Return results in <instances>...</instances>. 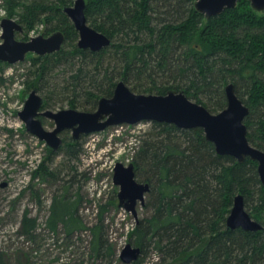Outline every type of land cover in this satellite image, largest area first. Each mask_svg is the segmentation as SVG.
I'll use <instances>...</instances> for the list:
<instances>
[{"label":"trees","instance_id":"16d2710c","mask_svg":"<svg viewBox=\"0 0 264 264\" xmlns=\"http://www.w3.org/2000/svg\"><path fill=\"white\" fill-rule=\"evenodd\" d=\"M73 1L5 0L25 31L44 21L46 33L64 34L59 51L30 57L26 85L42 93L45 108L66 102L93 111L123 80L136 93L182 90L216 113L226 106L224 87L232 83L248 107V142L264 150V10L239 0L206 19L194 0H85L88 24L111 40L92 52L77 47L78 33L63 12ZM63 146L65 156L77 160L80 141L63 139L58 150ZM58 150H49L50 157L38 164L52 178L65 170L46 224L53 230L62 224L72 233L84 227L77 216L79 197L70 192L77 166L67 161L52 168ZM131 162L135 178L149 184L145 213L129 233L140 254L155 252L159 264H264V232L228 229L225 223L241 194L245 209L264 226V186L255 161L218 154L199 127L153 121L137 138ZM100 222L91 228L92 251L107 258L114 251L104 244ZM36 225L25 212L22 233L32 236ZM0 264H7L1 255Z\"/></svg>","mask_w":264,"mask_h":264},{"label":"rangeland","instance_id":"374dc122","mask_svg":"<svg viewBox=\"0 0 264 264\" xmlns=\"http://www.w3.org/2000/svg\"><path fill=\"white\" fill-rule=\"evenodd\" d=\"M4 17L17 21V16L8 14L5 0H0V20ZM46 27L44 21L36 23L30 30L16 33L15 38L26 41L38 34L49 36L53 31L46 33ZM31 56L34 54L28 53L23 61L14 64L0 61V255L7 264H159V255L153 251L140 254L131 263L119 258L121 249L130 242L129 233L145 211L138 204L134 216L118 207V186L112 180L114 164L127 165L132 161L137 138L150 128L151 121L114 125L84 134L78 140L77 160L65 156L66 146L58 148L49 164L54 168L69 161L77 166L70 192L79 197L77 216L84 227L68 233L62 224L54 230L46 224L49 206L53 195L60 192L65 170L55 178L38 171V164L50 157L49 150L25 130L18 116L26 93L32 89L26 85ZM46 108L69 106L62 102ZM41 120L46 129L54 127L52 119ZM61 135L68 143L72 140L70 130ZM25 212L37 221L32 236L21 231ZM99 222L104 244L114 251L107 258L92 251L91 228Z\"/></svg>","mask_w":264,"mask_h":264},{"label":"water","instance_id":"95a60500","mask_svg":"<svg viewBox=\"0 0 264 264\" xmlns=\"http://www.w3.org/2000/svg\"><path fill=\"white\" fill-rule=\"evenodd\" d=\"M238 1L194 0V7L207 19L225 9L234 8ZM248 1L255 11L264 10V0ZM85 7V0H74L71 5L63 7V12L78 33L77 47L92 52L100 51L109 46L111 40L88 24ZM0 28V61L9 64L23 61L28 53L42 56L59 51L64 42V34L60 30L53 31L49 36L38 34L26 41L17 40L15 34L23 32V27L12 18H2ZM224 94L226 106L213 113L204 105L189 99L182 90L170 89L164 94L136 93L120 80L110 97L98 99L93 111L72 107L52 110L43 109L44 97L33 87L26 93L18 116L24 123L25 130L43 141L50 151H56L61 146L63 138L60 133L67 129L71 131L72 141L77 142L84 134L102 131L114 125L136 124L143 120L170 123L181 129L199 127L203 129L206 139L213 143L218 154L232 156L237 162L244 161L246 157L255 161L259 179L264 186V150L252 146L247 139L244 119L248 114V107L236 95L232 83L224 87ZM40 116L52 119L54 127L46 129ZM112 180L118 186V207L136 216V207L144 204L149 184L135 178L133 162L127 165L116 162ZM225 223L228 229L239 227L247 231L264 232V226L245 209L241 194L235 195ZM139 255L140 248L127 242L121 249L119 258L131 263Z\"/></svg>","mask_w":264,"mask_h":264},{"label":"flooded vegetation","instance_id":"af4514ba","mask_svg":"<svg viewBox=\"0 0 264 264\" xmlns=\"http://www.w3.org/2000/svg\"><path fill=\"white\" fill-rule=\"evenodd\" d=\"M45 107H43V109H44ZM42 117H44V116H40V119H42ZM42 121V120H41ZM67 130H69V129H67ZM64 131H66V130H64ZM64 131H62L61 133H60V136L62 137V133L64 132ZM83 136V135H82ZM82 136H80V137H82ZM63 138V137H62Z\"/></svg>","mask_w":264,"mask_h":264},{"label":"clouds","instance_id":"9594fccd","mask_svg":"<svg viewBox=\"0 0 264 264\" xmlns=\"http://www.w3.org/2000/svg\"><path fill=\"white\" fill-rule=\"evenodd\" d=\"M157 259H158V257H157Z\"/></svg>","mask_w":264,"mask_h":264}]
</instances>
